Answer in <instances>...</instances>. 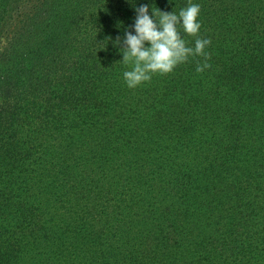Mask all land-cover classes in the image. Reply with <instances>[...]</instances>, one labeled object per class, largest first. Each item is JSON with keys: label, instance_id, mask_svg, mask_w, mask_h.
<instances>
[{"label": "trees", "instance_id": "16d2710c", "mask_svg": "<svg viewBox=\"0 0 264 264\" xmlns=\"http://www.w3.org/2000/svg\"><path fill=\"white\" fill-rule=\"evenodd\" d=\"M191 3L211 67L129 89L189 0H0V264H264V0Z\"/></svg>", "mask_w": 264, "mask_h": 264}, {"label": "clouds", "instance_id": "9594fccd", "mask_svg": "<svg viewBox=\"0 0 264 264\" xmlns=\"http://www.w3.org/2000/svg\"><path fill=\"white\" fill-rule=\"evenodd\" d=\"M200 5L191 3L182 8L179 13L151 9L141 4L135 8L134 24L126 30L124 38L116 37L115 44L120 47L124 65L130 70L123 72L124 82L129 89L150 82L153 75H167L175 68L186 63L189 57H203V63H198L196 71L203 73L211 67L208 62L211 56L205 49L211 40L200 37L199 22ZM181 30L187 36L195 37V46L189 47L181 35Z\"/></svg>", "mask_w": 264, "mask_h": 264}, {"label": "rangeland", "instance_id": "374dc122", "mask_svg": "<svg viewBox=\"0 0 264 264\" xmlns=\"http://www.w3.org/2000/svg\"><path fill=\"white\" fill-rule=\"evenodd\" d=\"M1 39H3V36H1ZM1 45H2V44H1V40H0V47H1Z\"/></svg>", "mask_w": 264, "mask_h": 264}]
</instances>
